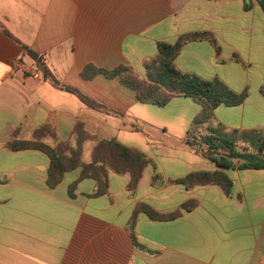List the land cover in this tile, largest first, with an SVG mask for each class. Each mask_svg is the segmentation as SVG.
<instances>
[{"label":"crops","instance_id":"crops-1","mask_svg":"<svg viewBox=\"0 0 264 264\" xmlns=\"http://www.w3.org/2000/svg\"><path fill=\"white\" fill-rule=\"evenodd\" d=\"M193 33L210 34L214 43L183 44L175 67L245 93L239 105L215 107L209 125L264 133V12L257 0H0V264H264V169H223L204 158L189 143L206 128L194 126L201 107L191 98L143 104L116 78L80 75L87 65H124L144 78L143 64L159 44ZM14 39L42 55L58 82L110 112L44 80ZM79 128L145 155L134 189L128 172L109 168L101 195H94V180L79 178L80 169L49 188L44 153L7 147L41 130H52L40 140L56 146ZM95 146L82 143V162ZM217 170L231 180L230 194L216 184L178 182ZM190 201L193 208L183 210ZM138 204L180 215L157 220L138 212L130 230Z\"/></svg>","mask_w":264,"mask_h":264},{"label":"trees","instance_id":"trees-1","mask_svg":"<svg viewBox=\"0 0 264 264\" xmlns=\"http://www.w3.org/2000/svg\"><path fill=\"white\" fill-rule=\"evenodd\" d=\"M257 2L264 12V0H257ZM3 32L8 35L5 30ZM198 40H208L214 43V39L210 34L193 33L180 36L173 44H159L156 56L143 64L144 78L137 77L130 67L124 65L109 71L87 65L80 75L83 79H90L94 74L102 73L108 78H116L124 86L133 90L136 100L143 104L162 107L174 96L191 98L201 107L200 112L193 119V124L194 126L206 125V128L205 133L200 137V143L196 142V135L191 136L189 143L204 158L223 169H264V155L261 153L264 148V133L257 131L242 132L240 134L225 133L221 127L209 125L212 110L215 107L218 105H239L242 103L245 93H234L218 79L204 80L192 74L182 73L175 67L174 59L182 45ZM14 41L20 45L24 54L35 63L44 80L50 82L54 87L76 94L80 101L88 107L110 112L85 95L58 82L48 70L45 58L42 55L31 51L16 39ZM45 131L52 132V130H41L34 134L32 140L14 139L7 144V147L12 151L37 150L44 153L49 160L46 173V184L49 188H54L60 183L65 172L80 169L79 178L94 180L96 183L94 195H101L107 188V168H109L117 173L128 172L130 174L128 187L134 189L142 169L148 164V159L144 154L124 147L113 140L97 139L95 135L80 128L72 131L68 142L58 143L56 146H51L40 140V134ZM89 139L96 141V146L92 151L90 161L84 163L80 159L82 143ZM239 143H244L241 150L237 149ZM201 149L206 151L202 152ZM67 151L68 153H66ZM178 182L186 187L216 184L226 194H230L232 191L231 180L224 172L219 170L191 173L178 180ZM73 187L69 188L70 195ZM194 205L193 201L186 202L182 205V209L188 211ZM138 212L157 220H168L180 215L179 211L170 215H159L146 205L138 204L130 219V230H132ZM133 243L136 247H139L134 238Z\"/></svg>","mask_w":264,"mask_h":264},{"label":"built area","instance_id":"built-area-1","mask_svg":"<svg viewBox=\"0 0 264 264\" xmlns=\"http://www.w3.org/2000/svg\"><path fill=\"white\" fill-rule=\"evenodd\" d=\"M200 137H201V136H196V142H197V143L200 142V140H201Z\"/></svg>","mask_w":264,"mask_h":264},{"label":"water","instance_id":"water-1","mask_svg":"<svg viewBox=\"0 0 264 264\" xmlns=\"http://www.w3.org/2000/svg\"><path fill=\"white\" fill-rule=\"evenodd\" d=\"M223 159V158H222ZM222 159H221V161H222Z\"/></svg>","mask_w":264,"mask_h":264},{"label":"rangeland","instance_id":"rangeland-1","mask_svg":"<svg viewBox=\"0 0 264 264\" xmlns=\"http://www.w3.org/2000/svg\"><path fill=\"white\" fill-rule=\"evenodd\" d=\"M227 153V152H226ZM223 160V159H222Z\"/></svg>","mask_w":264,"mask_h":264}]
</instances>
